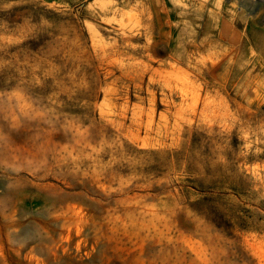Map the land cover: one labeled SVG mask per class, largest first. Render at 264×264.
I'll return each instance as SVG.
<instances>
[{
	"label": "rangeland",
	"instance_id": "1",
	"mask_svg": "<svg viewBox=\"0 0 264 264\" xmlns=\"http://www.w3.org/2000/svg\"><path fill=\"white\" fill-rule=\"evenodd\" d=\"M0 51V264H264V0H0Z\"/></svg>",
	"mask_w": 264,
	"mask_h": 264
},
{
	"label": "clouds",
	"instance_id": "2",
	"mask_svg": "<svg viewBox=\"0 0 264 264\" xmlns=\"http://www.w3.org/2000/svg\"><path fill=\"white\" fill-rule=\"evenodd\" d=\"M5 54H6V53L0 51V56H3V55H5ZM68 103H72L71 99H69Z\"/></svg>",
	"mask_w": 264,
	"mask_h": 264
},
{
	"label": "bare ground",
	"instance_id": "3",
	"mask_svg": "<svg viewBox=\"0 0 264 264\" xmlns=\"http://www.w3.org/2000/svg\"><path fill=\"white\" fill-rule=\"evenodd\" d=\"M220 1L221 0H217V3L219 4L220 3ZM202 5V4H201ZM203 10V9H202ZM222 32L221 33H223V32H225V30L223 29V30H221ZM198 46H200V45H198Z\"/></svg>",
	"mask_w": 264,
	"mask_h": 264
}]
</instances>
